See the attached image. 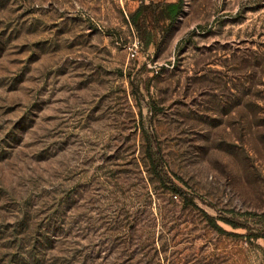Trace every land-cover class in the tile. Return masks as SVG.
I'll list each match as a JSON object with an SVG mask.
<instances>
[{"label":"rangeland","instance_id":"rangeland-1","mask_svg":"<svg viewBox=\"0 0 264 264\" xmlns=\"http://www.w3.org/2000/svg\"><path fill=\"white\" fill-rule=\"evenodd\" d=\"M140 1L0 0V264H264V0Z\"/></svg>","mask_w":264,"mask_h":264},{"label":"trees","instance_id":"trees-1","mask_svg":"<svg viewBox=\"0 0 264 264\" xmlns=\"http://www.w3.org/2000/svg\"><path fill=\"white\" fill-rule=\"evenodd\" d=\"M182 6V0H175L173 2H145L144 0L140 1V4L130 17V22L137 31V37L139 45L146 49L148 46L153 44L152 35L150 30L145 26L144 20L139 21L141 14L149 12L153 14L157 12L159 18L166 22V26L171 25L176 19L178 13L180 12ZM146 141V154L149 162V166L153 174L158 178V181L169 188L172 192L180 196L184 203L194 204V199H198L201 202L205 203L208 206H211L210 203H207L202 197L195 194L188 185L177 175L166 170L165 163L159 153L156 140L152 131H149V135H145ZM207 222L211 227L217 231H222V225L229 226L230 228H243L242 223L231 218H226L224 216L211 217L207 214L204 215ZM263 233L252 234L253 236L263 237Z\"/></svg>","mask_w":264,"mask_h":264}]
</instances>
